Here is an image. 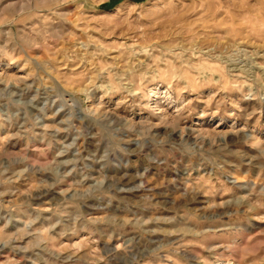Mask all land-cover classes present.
<instances>
[{
    "label": "rangeland",
    "instance_id": "rangeland-1",
    "mask_svg": "<svg viewBox=\"0 0 264 264\" xmlns=\"http://www.w3.org/2000/svg\"><path fill=\"white\" fill-rule=\"evenodd\" d=\"M0 264H264V0H0Z\"/></svg>",
    "mask_w": 264,
    "mask_h": 264
}]
</instances>
